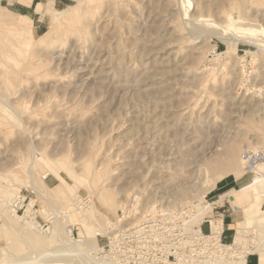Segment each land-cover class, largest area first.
Returning a JSON list of instances; mask_svg holds the SVG:
<instances>
[{"label":"rangeland","instance_id":"rangeland-1","mask_svg":"<svg viewBox=\"0 0 264 264\" xmlns=\"http://www.w3.org/2000/svg\"><path fill=\"white\" fill-rule=\"evenodd\" d=\"M87 1L67 0L60 7L50 1L58 10L67 7L54 16L41 10L49 18L38 33L32 21L33 37L28 23L7 12L13 9L3 1L0 182L16 193L0 187V212L8 216L4 221L0 213V264L48 258L13 244L11 221L29 225L24 208L10 199L21 190L25 204L36 198L42 229L52 231L43 211L51 207L70 210L73 237L89 236L78 208L48 190L51 205L24 184L33 150L44 163L35 174L38 183L48 169L43 180L49 189L63 183L70 196L78 193L87 204L91 199L112 222L120 209L138 203L126 225L153 214L177 233L184 250V232L199 227L198 206L209 205L207 229L226 204L233 226L225 241L232 242L240 222L250 233L235 239L244 250L264 254V232L245 220L242 192L234 194L256 174L264 175L263 163L255 174L241 160L248 149H264V0ZM47 30L50 37L41 40ZM230 144L237 147L236 165L226 168L229 173L196 208L185 203L181 191L196 192L207 179V163ZM61 159L75 171L72 177L56 165ZM12 173L20 176L14 183ZM96 214L107 232L110 222ZM97 238L99 244L106 239Z\"/></svg>","mask_w":264,"mask_h":264},{"label":"bare ground","instance_id":"bare-ground-1","mask_svg":"<svg viewBox=\"0 0 264 264\" xmlns=\"http://www.w3.org/2000/svg\"><path fill=\"white\" fill-rule=\"evenodd\" d=\"M77 1H87V0H77ZM243 2L244 0H240L241 4H244ZM48 36L50 37V34H45L40 38L42 40V39H46ZM5 78L7 79L6 76ZM9 106L11 107L10 104ZM5 123H6V116L1 114L0 126L4 125ZM236 157H237V147L235 144H230L226 147V149L222 153L218 154L216 157L211 159L206 166L207 167L206 172L208 173L206 177L207 179H205L204 182L199 186L198 190L195 192V189L188 190L187 188H185L181 191L183 196H186L188 198V200L185 199L187 202L185 200L184 202L189 203L191 207L196 208V205L199 204V201L201 199L206 200L205 199L207 198L206 192L212 189L220 178H222L223 176L229 173V170H227L226 168L236 165L237 163V161H235ZM241 160L245 164L244 165L245 169H249L247 165V160L244 159L242 155H241ZM56 165L58 166L59 169L63 170L70 177H72L75 173V171L70 167L69 162L66 160L63 159L57 160ZM258 165L252 167V170L255 174L257 173L256 170ZM260 166L262 165H259V167ZM39 167H44V163L38 158V156H36L33 150L31 152L30 163L27 166V170H26L27 172L26 174L28 178V180H26V182L24 183L26 187L34 190L37 197L46 198L51 205H53L54 202H53V198H51L52 194H49L48 190L53 192V194H55L61 202H66V204L68 203L70 209L78 208L80 211L78 213H80L81 225L89 233V236L88 238L85 239L84 238L77 239L73 237L72 226L74 225L73 223L74 221L70 218L71 217L69 214L70 210L64 212L63 210H56L55 208H51V207L43 208V211L48 217L53 215V219L51 220L52 231L51 232L47 231L49 227L47 229H42L41 223L36 218L37 210L34 209V204L36 200L31 198V200L27 204L26 211L22 214L24 220L26 222H29V225L27 226L23 224L20 227H17L14 221H11L12 229L10 232L11 234L15 235L13 244L17 249L25 248L28 254H29V246H30L32 252H36L37 254L35 258L42 255H45L46 257L48 256V258L44 259L43 261H40L34 259L33 257L32 260L30 259L31 261L30 260L29 262L23 261V263L25 262L26 264L28 263L30 264L32 262L34 264H114L106 256L97 255V250L99 246H101L99 244L97 236L101 233L106 232V228L105 226H102L100 224L97 217L98 213L96 214V212H99L101 215H103V213L100 212L95 207L94 202L91 199H89L88 201L89 203L87 204L82 198V196L78 193L70 196L68 190L63 185V183H58L57 185H54L55 187L52 186V188L49 189L45 185L43 180L44 177L50 174V171L48 169L47 170L45 169L46 171L43 172V174L41 175L42 181L39 182L42 183H38L35 177H37L39 174L37 176L35 174L38 173V170L40 169ZM260 168L262 169L263 167ZM210 172H212L213 175H210ZM262 174H264V172ZM18 176L19 175H17L16 173H12L10 175V182L14 183L15 181L19 180L20 176L19 177ZM85 182H87V180ZM0 187L6 189L5 191L8 192L11 191L12 193H16V191H14V188H10L9 186H7L2 182H0ZM201 187L205 188V192L203 193L200 192ZM241 190L244 192L246 196L250 197L249 198L250 203L246 210L248 222L257 224L258 226L257 230L259 229L260 232L261 231L264 232V208L262 207V203L264 201V175L256 174L253 177L252 181L247 185H245L244 187H242ZM18 194H16L15 197H17ZM125 195H129V194L126 193ZM15 197L13 195H10V199H12L13 206H14ZM0 205L2 207L4 205L1 197H0ZM208 207H209L208 204H201L200 206H198L197 213L200 215V219L198 223L199 227L197 229L192 230L193 234L195 233L198 234V232L201 231L200 223L204 221ZM0 213L4 218V221L7 220L8 216L6 217V213L5 215L3 214V212ZM104 216L105 215H103V217ZM105 217H106L105 219L106 225L107 223L110 222V224L108 225L109 229H107V232L105 233V235H108L107 233H110L111 228L114 225V222L110 221V219L107 216ZM68 220H71V222L67 223L66 221ZM210 223H211L212 231L208 233V235L217 244H219L218 245L219 250L223 248H227V250L229 249V257L221 255V257H218L210 261H204L199 264H246L247 254L249 252H254L255 250H250V249L244 250L242 248L243 245L242 241L241 240L236 241L235 239L237 230L235 232L234 239L231 243L221 242L222 244L226 245L225 247H223V245H221L219 242L220 235L223 230L222 217H217L216 219H210ZM36 229L42 230L43 233L41 234L36 233L35 232ZM249 233L250 230L246 227H241L238 229L239 235H249ZM54 254H56V256L58 257L57 259L49 258Z\"/></svg>","mask_w":264,"mask_h":264},{"label":"built area","instance_id":"built-area-1","mask_svg":"<svg viewBox=\"0 0 264 264\" xmlns=\"http://www.w3.org/2000/svg\"><path fill=\"white\" fill-rule=\"evenodd\" d=\"M242 156L247 160L249 168L247 170L251 172H253L252 167L264 163V149L261 148L248 149L242 153ZM22 192L23 190L14 198V207L19 210L24 208L25 212L27 198ZM32 193L34 192L32 191ZM130 205L131 209L128 206L120 209L117 220L108 235H98V237H105L106 239L100 243L101 246L97 250V255L106 256L114 264H199L221 257V255L229 257V249L219 250V244L208 235L212 231L210 220H208V232H205L202 227L205 222H202L201 231L198 234H193V231L184 232L186 245L188 243L189 245L181 250L177 243V233L170 227L168 229L164 227L161 219L153 214L142 215L137 218L138 221L134 225H126L128 224L126 221L132 218V209L136 210L138 203L131 202ZM52 219L53 215L46 216V222H51ZM226 239L223 228L219 241L223 247L226 245L221 242L228 243L225 241ZM198 254L202 255L203 258L196 261L194 256Z\"/></svg>","mask_w":264,"mask_h":264},{"label":"crops","instance_id":"crops-1","mask_svg":"<svg viewBox=\"0 0 264 264\" xmlns=\"http://www.w3.org/2000/svg\"><path fill=\"white\" fill-rule=\"evenodd\" d=\"M3 1H5L6 4L11 5V7H12V9L14 11V12L13 11H7V12H9L12 15H15V16L21 18V19H24L28 23L29 30L31 32V36L32 37H33L32 21H33V29H34V31H35V33H38V32H40L41 28L44 26V23H46L48 18H49V14L48 13H44L41 10L46 8V10H48V12H50L52 14V16H54L56 13L64 10L67 7L66 6L63 9H59L58 10V9L54 8L53 5H52V2H53V4L55 6L60 7V6H63L67 2V0H0V11H4L5 10V8H3ZM50 1H52V2L49 4ZM47 4H49V5L45 7L44 5H47ZM1 8H3V9H1ZM49 30H47L42 35H40L39 38L42 37L43 35H45L47 32H49ZM241 189L236 191L234 194L242 192V194H243V196H244V198H245V200L247 202L246 209H245V220L248 222L246 210H247V208L249 206L250 200L244 194V192ZM234 194H232V195L234 196ZM32 199H36V198H32ZM41 199H44V198H41ZM263 203H264V201H263ZM263 203H262V205H263ZM224 205H225L226 208L217 210V212L215 214H217V216L222 217L224 235L227 237V234H228L227 232H228L229 229H231V226H233V223H228L227 222V217L229 216V212H228L229 208L226 206V204H223V206ZM239 224H240V222H239ZM239 224H238L237 228H234V231L237 230L236 236L237 237L247 236V235H239L238 234V229L241 228ZM203 226H204V224H203ZM203 230L208 232L209 231V227L207 229H205L203 227ZM233 236L234 235H232V237ZM236 241H240V239L236 238ZM246 264H264V254H259L257 251L249 253V255L247 257Z\"/></svg>","mask_w":264,"mask_h":264}]
</instances>
